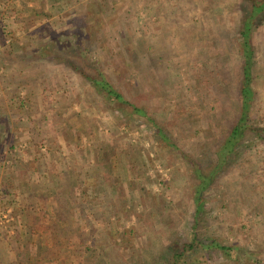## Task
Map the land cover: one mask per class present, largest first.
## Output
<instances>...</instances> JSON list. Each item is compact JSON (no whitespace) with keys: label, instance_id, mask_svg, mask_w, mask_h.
<instances>
[{"label":"rangeland","instance_id":"374dc122","mask_svg":"<svg viewBox=\"0 0 264 264\" xmlns=\"http://www.w3.org/2000/svg\"><path fill=\"white\" fill-rule=\"evenodd\" d=\"M242 4L0 0V264H16L27 243L30 264H38V252L51 247L52 231L31 229L39 216L49 223L57 200L48 199L45 212L31 194L48 197L63 178L76 191L59 200L67 221L57 231L70 255L80 231L104 248L108 264H144L197 235L205 247L234 249L231 257L217 248L194 252L189 264H264V143L248 139L235 165L205 189L195 230V168L158 134L201 172L217 162L218 143L240 116ZM252 43L257 98L249 124L264 127V22ZM41 44L51 59L38 57ZM65 58L104 73L148 117L105 99Z\"/></svg>","mask_w":264,"mask_h":264},{"label":"trees","instance_id":"16d2710c","mask_svg":"<svg viewBox=\"0 0 264 264\" xmlns=\"http://www.w3.org/2000/svg\"><path fill=\"white\" fill-rule=\"evenodd\" d=\"M242 28H241V47H242V56H243V65L241 66V75L242 82L240 83V116L237 121H235L229 129V132L226 136L221 139V142L218 143L216 150L217 162H212L211 170L201 172V166L198 165L195 160L186 156L172 141L168 136H166L162 130H158V134L161 139L171 148L177 150V152L186 160L187 163L191 164L195 168V175L198 178L199 184L195 196V205L196 212L194 213V225L195 230L200 229L202 222L204 221V214L206 211V203L204 198V191L211 184L214 183L215 179L226 172L230 167L234 166L237 161V150L240 149L248 139H257L260 142L264 143V127L261 126H251L249 124L250 112L252 105L255 103L257 98V93L253 88V66L255 59V52L252 43L253 31L255 28L259 27L264 22V0H242ZM35 16L41 17L46 16L45 12H40L37 8L29 9ZM78 48V46H77ZM40 54L39 58L46 60L51 59L49 46L41 44L39 48ZM56 54V50H55ZM84 62L86 58L81 56ZM65 63L69 65L72 69L80 74L85 80H87L98 92H103L105 99L113 101L119 104H126L131 108L130 114H137L139 116L148 117L145 110L138 105H135L128 100L125 96L118 91L112 83L109 81L107 76L100 72L96 71L95 74L90 73L86 69H83L76 61L67 60L65 58ZM211 161V160H210ZM110 173H112V167L107 168ZM63 178L62 182L58 185H54L52 189L48 192V197L45 194L38 195L37 192H33L31 195L38 200L40 199L41 203L39 204V210H44L49 212L50 205L47 204V200L53 198L54 201L57 200L56 207L48 213L49 223L46 225L41 224V217L39 216L38 221L32 224L31 232L33 235L38 233L40 227L45 228V230L52 231V245L47 250H40L36 257V262L38 264H67L66 262L70 257H76L80 259L82 256H88L89 260H92L93 264H108L106 261V256L108 254L103 251L104 248L96 246L95 240L91 239V244L87 243V240L90 238L88 234H84L81 231L78 233V247L74 250L73 254H68L71 243L65 245L60 240V235L57 231V223L67 221V217L64 216V204L59 203V200H68L69 198L74 197L75 188L70 185L69 180ZM54 182V179H52ZM38 207V204H36ZM81 217L86 219L89 217V214L85 213V207L80 206ZM39 215V214H38ZM36 219V218H35ZM93 229V227H91ZM73 245V244H72ZM31 244H24L17 255L16 264H30V258L28 254L31 253ZM217 248V250L222 251L227 257H231V252L234 248L220 245V244H211L208 247H205L204 242L199 240L197 235H195L194 240L191 243H187L184 246H179L176 243L171 244L170 246L163 248L162 254L158 256L155 260H149L144 264H189L192 260V256L198 251L212 250ZM236 249V248H235ZM29 259V260H28ZM164 262V263H163Z\"/></svg>","mask_w":264,"mask_h":264},{"label":"built area","instance_id":"2783aa9c","mask_svg":"<svg viewBox=\"0 0 264 264\" xmlns=\"http://www.w3.org/2000/svg\"><path fill=\"white\" fill-rule=\"evenodd\" d=\"M0 55H1V50H0ZM3 72V68H2V65H1V58H0V74H2Z\"/></svg>","mask_w":264,"mask_h":264},{"label":"crops","instance_id":"0c3cea01","mask_svg":"<svg viewBox=\"0 0 264 264\" xmlns=\"http://www.w3.org/2000/svg\"><path fill=\"white\" fill-rule=\"evenodd\" d=\"M59 227V224L57 223V228ZM46 231H49V230H45V228L42 230V233L45 234Z\"/></svg>","mask_w":264,"mask_h":264}]
</instances>
